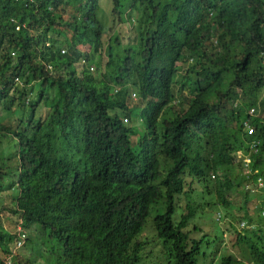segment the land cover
<instances>
[{"label":"trees","instance_id":"16d2710c","mask_svg":"<svg viewBox=\"0 0 264 264\" xmlns=\"http://www.w3.org/2000/svg\"><path fill=\"white\" fill-rule=\"evenodd\" d=\"M105 1L0 0V201L12 199L0 202V264H200L216 250L218 223L208 232L201 214L188 222L220 191L211 174L255 136L264 169V67L213 31L242 8L264 22V0H111L107 10ZM203 95L223 100L210 121L176 129ZM9 112L17 128L4 122ZM186 174L196 178L194 207L177 229L157 211L149 223L161 197L154 182L179 187ZM2 218L38 228L41 241L28 235L22 246L31 255L17 251L20 235ZM257 221L250 255L264 264V216ZM234 261L222 254L219 264Z\"/></svg>","mask_w":264,"mask_h":264},{"label":"clouds","instance_id":"9594fccd","mask_svg":"<svg viewBox=\"0 0 264 264\" xmlns=\"http://www.w3.org/2000/svg\"><path fill=\"white\" fill-rule=\"evenodd\" d=\"M19 28V24L15 25ZM224 32L227 44H230L234 51H237L238 57L243 60L254 59L260 60L261 66L264 67V22H260L258 16L245 8L235 10L231 14V18H221L220 22L216 24L213 31ZM212 31V39H215ZM95 64L90 65V70L93 71ZM13 82L23 83L19 75H14ZM1 87V86H0ZM1 89V88H0ZM137 99V94L134 90L129 91L128 101L133 105ZM157 97L154 99V108L158 111L159 116L164 112L165 107H161ZM223 101L220 98L201 96L199 100L192 101L186 104L187 114L184 117L177 116L179 124L184 121L188 129L194 127L201 128L204 123L211 119V109L214 102ZM171 106L179 108L178 98L173 99ZM255 106L248 109V113L253 116L255 114ZM256 109H259L258 107ZM174 115L177 111L172 110ZM120 117H123L125 123H135L140 125L143 120L141 117H135L133 120L127 115H122L118 112ZM251 116H248L243 121V129L247 134L254 133V126L251 121ZM248 126L252 130H248ZM141 127V125L139 126ZM15 128L16 123H15ZM253 139L257 144L249 145L246 153L243 154L242 149L238 148L231 152L225 160L218 165V169L211 174L212 186L220 191L216 192L214 199L196 209L193 216L189 218V225L194 224L195 217L201 214L204 221L199 226H202L210 231L213 223H218L217 226L223 231V235L217 231L219 238L216 240L218 245L208 251L207 255L198 256L200 264H219L220 256L222 254H231L233 260L236 261L228 264H257L251 258L252 245L260 240L256 239L257 220L264 216V169L262 154L260 153L259 144L260 138L255 136ZM256 161V164H253ZM220 170V171H219ZM192 173V172H191ZM215 178V180H214ZM217 188H216V186ZM154 191L161 195L158 203L153 206L154 212L148 216L149 223L152 221L155 212L161 213L169 221V230L177 229L181 219V212H186L187 205L193 206V200L196 202L198 197L195 195L196 178L191 174L184 176V181H180V186L176 187L171 180H164V182L155 181ZM216 206V212L212 206ZM194 207V206H193ZM233 218L234 225L227 226V220ZM20 223V222H18ZM21 224V223H20ZM217 229V228H216ZM20 238L16 242V247L23 246L26 236L21 234V230H16ZM224 236V239L222 237ZM220 244L223 247H220ZM215 251V252H214ZM212 252L215 253L216 259L212 260ZM240 256V257H239ZM9 261V258H8ZM10 263V261H9ZM227 264V263H226Z\"/></svg>","mask_w":264,"mask_h":264},{"label":"rangeland","instance_id":"374dc122","mask_svg":"<svg viewBox=\"0 0 264 264\" xmlns=\"http://www.w3.org/2000/svg\"><path fill=\"white\" fill-rule=\"evenodd\" d=\"M110 3H112L111 0L105 1L104 5H105V9L106 10L109 8ZM81 48H83L82 45H81ZM92 64L94 65V63H92ZM43 112H44V110H43ZM3 117L5 119L4 122L6 124L11 123L15 127L16 117H15V114L14 113H10V112L9 113H5ZM6 194H8V192H6V193L4 192L3 195L1 196V201H0L1 204H9V203L12 202L11 196L10 195H6ZM1 222L5 226H6V223H7L8 226H10L11 228H12V226L15 225V227L13 229H16V230L19 229V230H21V234L24 235V236H28L29 235L30 237H38V228L36 226H34V225H31L30 223H25V224H22V223L20 224V223H16V222L13 223V222H10V221H5L4 218H2V221ZM206 230L208 232H210L207 228H206ZM217 231L220 232L221 235H223L222 234L223 231L221 230V228L219 226H217ZM38 238L36 239L37 242H38ZM223 239H224V236L222 237L221 240H223ZM39 241H41V238H39ZM212 247L213 246L207 247L206 248L207 251H210L212 249ZM220 247H223V245L220 244ZM19 250L23 254H26L25 257L28 256V255H31V253H32V252H30V250L26 246L18 249L17 251H19ZM28 252H30V253H28ZM34 253H35L34 255L38 256L37 258L41 261L42 260V254L40 253V250H38L37 252L34 251ZM215 259H216V255H215V253L212 252V260L215 261ZM13 260H14L13 256H10V258H9L10 263H12ZM246 264H248V261L246 262Z\"/></svg>","mask_w":264,"mask_h":264},{"label":"built area","instance_id":"2783aa9c","mask_svg":"<svg viewBox=\"0 0 264 264\" xmlns=\"http://www.w3.org/2000/svg\"><path fill=\"white\" fill-rule=\"evenodd\" d=\"M247 128H248V130H252V127H250V126H248Z\"/></svg>","mask_w":264,"mask_h":264}]
</instances>
